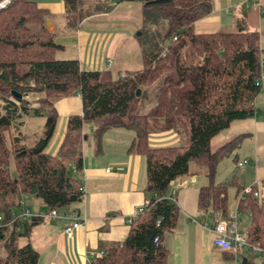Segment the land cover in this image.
I'll list each match as a JSON object with an SVG mask.
<instances>
[{
    "label": "trees",
    "instance_id": "16d2710c",
    "mask_svg": "<svg viewBox=\"0 0 264 264\" xmlns=\"http://www.w3.org/2000/svg\"><path fill=\"white\" fill-rule=\"evenodd\" d=\"M72 1L78 3L63 0L66 14ZM128 1L139 2L143 16L164 23V46L143 52L141 68L117 78L109 70L87 71L76 60L56 59L63 47L45 27L47 10L33 1L9 0L0 9V217L8 221L29 197L47 211L66 208L71 197L79 200L74 175L81 170L83 126L93 128L96 151L105 131L128 130L133 137L127 151L144 161L147 206L129 223L124 239L90 264H167L164 238L180 215L175 201L168 199L171 182L200 170L206 184L197 190V209L222 215L227 211V190L234 181L214 184L215 169L243 135L214 150L210 142L231 123L254 116L260 89L259 35L238 25L212 34L194 33L193 24L211 14V0ZM29 94L39 97L30 101ZM75 96L81 113L66 118L60 143L49 154L57 120L53 105ZM41 113V137L26 146V135L20 132L23 118ZM162 132L173 133L177 142L151 146V136ZM261 187L256 198L254 188L244 193L237 211L248 218L243 227L246 243L264 248V183ZM242 190L238 187L235 194ZM43 221L31 218L0 228L5 252L0 264H37L38 253L31 245L17 242ZM244 264H251L249 258Z\"/></svg>",
    "mask_w": 264,
    "mask_h": 264
},
{
    "label": "crops",
    "instance_id": "0c3cea01",
    "mask_svg": "<svg viewBox=\"0 0 264 264\" xmlns=\"http://www.w3.org/2000/svg\"><path fill=\"white\" fill-rule=\"evenodd\" d=\"M211 6V14L193 24V32L194 30L196 31L194 33H205L201 30L203 24L220 23L222 20L220 14H227L231 17L234 27L238 25L247 31L257 32L259 39L261 38L263 34L260 31L262 26L261 21L264 22V13L262 10L264 0H211ZM216 14L217 16H215ZM261 54H264V50H261ZM260 62H264V58H260ZM108 66H110V63L107 64ZM260 80L259 93L253 102L255 111H259V113H254V116L250 119L231 123L227 130L215 136L210 142V148L214 150L239 135H243L242 141H251V153L248 152L247 145L243 147L244 151L242 154L245 156L243 158V161H246L245 166L238 168V160L235 166L242 172L247 171L246 173L248 174V171H252L254 176L253 181L244 184L239 183L236 177L230 179L234 183L227 190L228 208L225 214H229L235 209L237 210L238 200L244 197L243 190L237 195L235 194L238 187L241 189H245V187L255 189L256 185H262L264 183V164L261 162L263 166L258 167L260 161L257 159L258 147L264 142V70L261 73ZM53 107L57 115V120L53 136L46 149V152L52 155L55 153L62 138L66 118L81 113V105L77 96L60 99L54 103ZM260 114L263 116L262 118L259 117ZM110 130L112 129L107 131ZM91 131H93L92 127ZM83 141H85V136ZM176 142L177 137L170 132L153 135L150 139V145L155 147L171 145ZM241 142L235 150H239ZM118 147L120 146L117 145L115 155L119 156L120 160L111 164V170L101 171L96 170L89 164L87 166L86 160L82 157L81 170L78 173L81 174L80 181L84 188V194L79 200H76L81 201L82 211L80 212L77 209L71 213L65 212L67 214H75L81 224L73 232L71 240H67L62 234V228L68 225L70 220L62 219V217L57 218L56 221L58 222L56 225H54L53 229H48L45 235L50 244L44 246L42 252L35 250L38 253L37 264H90L106 248L118 244L124 239L128 231V219L135 213L137 208L139 209L140 206H144L148 202V198L145 196L143 190L142 192H137L133 190L132 186L138 164L142 162L144 168L143 158L129 153L127 151L129 146L121 153L119 152L122 149ZM100 148L99 142V150L95 152L98 155L101 153ZM196 170H193L194 174L192 176L178 178L169 184V193L174 192V200L181 207L178 208L179 211L181 209V214L185 218L187 216L197 217V222H187L179 218L173 232L165 236L164 245L168 250L167 264H218L214 254V250L217 249L211 245L212 234L210 232L214 218L218 213L214 214L210 211L202 212L197 209L195 204L196 190L198 189L197 177H202L203 174L201 171ZM104 186L109 188L115 186V190H105ZM178 191L180 193L179 202H177ZM254 191L257 192L256 189ZM185 195L188 199L187 202L190 203L189 200H191L193 206L195 205L193 210L186 206ZM195 212L200 214H196ZM241 216L243 215H240L237 211L240 227H242ZM243 218L248 220L247 215L243 216ZM209 219L211 222L207 224ZM44 222L37 225V227L42 226ZM39 243L42 244L43 241ZM237 250L228 252L217 250L222 256V262L219 264H234ZM195 252L197 253V256L195 254L196 258L193 256ZM91 257L94 259L91 260Z\"/></svg>",
    "mask_w": 264,
    "mask_h": 264
},
{
    "label": "rangeland",
    "instance_id": "374dc122",
    "mask_svg": "<svg viewBox=\"0 0 264 264\" xmlns=\"http://www.w3.org/2000/svg\"><path fill=\"white\" fill-rule=\"evenodd\" d=\"M31 1H33L39 8L47 10L49 14L47 22L51 23L48 26L49 31L53 32L54 34V42L63 47L61 52L56 53L55 58L60 60H76L79 64V67L83 70H109L112 77L117 78L123 76L126 73L138 71L141 68V54L143 52H149L155 49L157 50L164 46L160 39L164 32V23L159 19H149V15L143 16L141 13V6L137 1L78 0V3L76 4L72 1L69 5L70 8L67 9V14L63 0ZM262 10L264 13L263 6ZM66 15L68 16L67 18ZM215 16H217V14ZM220 16L222 19L220 23H205L201 26V30H203L202 32H205L203 34H212L219 31L233 30L234 23L232 22L231 17L227 14H220ZM261 25L260 31L263 34L259 39V46L260 50H264L263 21H261ZM194 32L196 31L194 30ZM263 55L264 54H261L260 58L263 59ZM109 63L110 66L107 67V64ZM37 95L38 94H29L27 97L29 100L31 99L30 101H34L35 98L39 97ZM30 107L35 108L36 104H31ZM259 117L262 118L263 116L260 114ZM44 122L45 117L43 113L40 115H29L23 118V126L21 127L20 132L26 135V146H32L41 137L42 131L44 129ZM91 133V127L89 125L83 126L82 135L85 136V141L82 143V157L84 160H86L87 166L89 164L96 170L101 171L112 169L111 164L120 160V157L115 155L117 145L120 146L118 147L119 149H122L119 152L121 153L129 146L131 142L130 140L133 137L131 131L124 129H112L105 132L102 134L100 139L101 153L98 155L95 153L97 149ZM245 145L248 146V152L251 153V141L244 140L241 142L239 150L237 149L230 152L228 156L222 158L219 161L215 169V175L213 179L214 184L227 183L232 177H236L239 183L244 184H248L249 182L253 181L254 176L252 171H248V174L246 173L247 171L242 172L235 166L237 160L242 162L243 158L245 157L242 154L244 151L243 147ZM257 156V159L260 161L259 164H261H258V167L263 166L261 162L264 164V142L259 145ZM12 170V163L10 162V173ZM135 172L136 174L134 181L132 182L133 190L142 192L145 185L144 168L142 162L141 164H138ZM74 177L79 182L81 179V174L77 172L75 173ZM205 184L206 179L203 176H198L197 188ZM104 188L105 190H115V186L111 188L104 186ZM255 189L260 195L262 189L261 185H256ZM179 195L180 193L178 191L177 202H179ZM145 196L149 198L146 193ZM184 199L186 201V206L193 210L195 205L193 206L192 201L189 200L190 203L187 202L188 199L186 195L184 196ZM23 204L24 207L29 209V211L32 213H47V210L42 205V203L34 198L29 197L25 199ZM81 205V201L69 203L66 208L55 210L57 217L60 218L65 212L71 213L77 209L81 212ZM177 207L181 208L179 207V204ZM139 208H143V206H140ZM196 214L200 213L197 212ZM179 218L187 222H197V217L194 218L187 216L185 218L181 212ZM240 220L242 221V227H240L239 230L241 233H243V227L248 225V220H245L243 216L240 217ZM44 221V224H41L42 226H38L40 228L37 226H35L37 228L33 227L27 237L19 238L17 242L18 246H22L25 242H28L34 250L37 252H42L44 246H48L50 244L48 243V239L45 237L47 230L53 229L54 225H56L58 222L56 220ZM210 222L211 221L209 219L207 224ZM42 241V244L39 243ZM237 251L238 252L235 254L236 257L234 264H240L241 259L246 258H249L251 264H260V257L258 255L249 253L247 248L242 247ZM196 252L193 255L194 258L197 256L198 252ZM214 254L217 259V263L219 264L222 262V256L217 250H214ZM4 256L5 252L0 242V260L3 259Z\"/></svg>",
    "mask_w": 264,
    "mask_h": 264
},
{
    "label": "built area",
    "instance_id": "2783aa9c",
    "mask_svg": "<svg viewBox=\"0 0 264 264\" xmlns=\"http://www.w3.org/2000/svg\"><path fill=\"white\" fill-rule=\"evenodd\" d=\"M254 1V0H252ZM9 3V0H0V9L4 8ZM260 76L262 71L264 70V62H260ZM260 83V78H259ZM246 164V161H242L237 163L238 168H243ZM72 173H75L74 170H72ZM82 182L79 181V187L78 192L83 195L84 194V188L81 184ZM252 187H247L243 189L242 193L249 192ZM252 197H257V192H252ZM168 199L171 201L174 200V192H170L168 195ZM147 206V203L143 206V208H139L131 215V217L128 219V224L132 220H136L137 217L143 213L145 210V207ZM31 218L35 219H43V220H56L57 214L55 210H49L46 214H43L41 212L32 213L29 211V209L25 208L23 204L20 202V208L19 210L10 213L9 214V220L6 222L2 221V218L0 217V228H8L10 225L15 221H24ZM62 219H69L70 223L62 228V234L67 240H71L73 236V232L79 228L81 222L78 219V217L75 214H67L64 213L62 215ZM240 228V222L237 218V210L235 209L229 214L221 215L217 214L214 218L212 227L210 229V232L212 234L211 238V245L215 249L222 251V252H228V251H234L236 249H240L242 247L247 248L248 252L254 255H258L260 258L264 259V248L254 246V245H248L245 241V237L243 233L239 231ZM101 255V254H100ZM99 255V256H100ZM94 258L91 257V260Z\"/></svg>",
    "mask_w": 264,
    "mask_h": 264
},
{
    "label": "water",
    "instance_id": "95a60500",
    "mask_svg": "<svg viewBox=\"0 0 264 264\" xmlns=\"http://www.w3.org/2000/svg\"><path fill=\"white\" fill-rule=\"evenodd\" d=\"M49 24H50L49 22L45 23V27H47L48 31H49V27H48ZM135 95L138 96V90L135 91ZM16 97L19 98V95H16ZM255 113L258 114L259 111H255ZM31 193H33V191H31ZM75 201H76L75 197H71L69 200L70 203L75 202ZM244 262H245V259H242L240 264H244Z\"/></svg>",
    "mask_w": 264,
    "mask_h": 264
}]
</instances>
